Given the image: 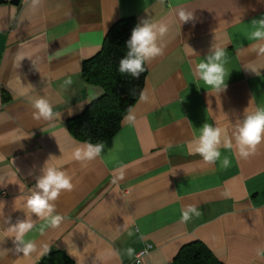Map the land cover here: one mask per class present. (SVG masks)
<instances>
[{"label":"crops","instance_id":"obj_1","mask_svg":"<svg viewBox=\"0 0 264 264\" xmlns=\"http://www.w3.org/2000/svg\"><path fill=\"white\" fill-rule=\"evenodd\" d=\"M132 17L143 84L118 130L67 119L102 89L82 76ZM0 264H174L203 243L264 264V0H0Z\"/></svg>","mask_w":264,"mask_h":264},{"label":"trees","instance_id":"obj_2","mask_svg":"<svg viewBox=\"0 0 264 264\" xmlns=\"http://www.w3.org/2000/svg\"><path fill=\"white\" fill-rule=\"evenodd\" d=\"M81 73L88 84L102 89L83 110L67 119V128L80 141L98 144L119 128L125 113L138 97L145 67L137 50V31L132 17L115 21L100 49L83 60ZM37 264H73L62 251L46 253ZM174 264H223L201 242L184 244Z\"/></svg>","mask_w":264,"mask_h":264},{"label":"built area","instance_id":"obj_3","mask_svg":"<svg viewBox=\"0 0 264 264\" xmlns=\"http://www.w3.org/2000/svg\"><path fill=\"white\" fill-rule=\"evenodd\" d=\"M5 195H6L5 190L0 188V198L5 196ZM149 248H150V245H147L144 249H142L141 251L137 252L131 260L123 262L122 264H143L142 256L145 253H147Z\"/></svg>","mask_w":264,"mask_h":264}]
</instances>
